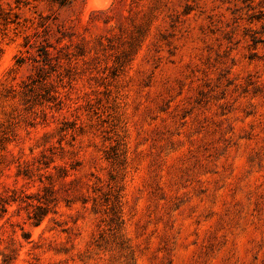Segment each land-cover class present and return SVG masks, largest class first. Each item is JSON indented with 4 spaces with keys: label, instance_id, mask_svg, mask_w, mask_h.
<instances>
[{
    "label": "rangeland",
    "instance_id": "obj_1",
    "mask_svg": "<svg viewBox=\"0 0 264 264\" xmlns=\"http://www.w3.org/2000/svg\"><path fill=\"white\" fill-rule=\"evenodd\" d=\"M2 131L0 195L68 176L0 264H264V0H0Z\"/></svg>",
    "mask_w": 264,
    "mask_h": 264
},
{
    "label": "trees",
    "instance_id": "obj_2",
    "mask_svg": "<svg viewBox=\"0 0 264 264\" xmlns=\"http://www.w3.org/2000/svg\"><path fill=\"white\" fill-rule=\"evenodd\" d=\"M52 1L59 6H64L68 4L70 0ZM43 58L47 63L51 59L49 58L47 50L43 51ZM38 70H43V68ZM2 135V145L0 146V150L4 151V143L7 142V138L4 137L6 135L4 131H2ZM35 163L37 164L35 167H32L31 165L20 167L19 165L16 176L27 181H33V178L35 177L40 185V191L36 192L34 195H28L20 189H11L6 191L4 195H0V218L7 213V208L9 206L16 204L19 209L23 208V210L26 211L27 219L31 221L33 225L37 226L51 211V205H53L52 207H56L58 204L59 201L57 195L65 186L63 181L64 178L68 176V170L64 166L53 165L52 169L55 170L56 173L54 175L51 174L48 169L50 165L54 163V158L47 157L45 154H41L40 159L36 160ZM70 169L74 168L71 167ZM56 182L59 185L58 189L54 188ZM85 201L86 200L83 199V203H85ZM106 203V209L108 211L106 213H108L109 216L107 224L109 228L108 230L110 231L113 242L121 247V244L124 242L121 234L123 223L119 212L118 199L111 191L107 194ZM2 262L3 264H10L11 258L9 256H4Z\"/></svg>",
    "mask_w": 264,
    "mask_h": 264
}]
</instances>
